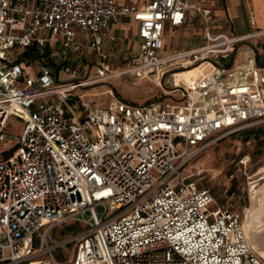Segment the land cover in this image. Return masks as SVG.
Instances as JSON below:
<instances>
[{
	"label": "built area",
	"instance_id": "built-area-1",
	"mask_svg": "<svg viewBox=\"0 0 264 264\" xmlns=\"http://www.w3.org/2000/svg\"><path fill=\"white\" fill-rule=\"evenodd\" d=\"M203 1L0 0V149L14 142L0 150V264H264L239 214L209 208L193 167L222 138L264 130V60L215 62L253 35L205 31L195 46L163 51L164 24L179 26L191 8L206 18ZM122 16L136 22L138 49L107 74L106 30ZM80 57L95 80L127 74L166 95L88 104ZM194 67L191 80L178 76ZM10 115L22 128L9 138ZM71 224L80 227L52 239Z\"/></svg>",
	"mask_w": 264,
	"mask_h": 264
},
{
	"label": "rangeland",
	"instance_id": "rangeland-1",
	"mask_svg": "<svg viewBox=\"0 0 264 264\" xmlns=\"http://www.w3.org/2000/svg\"><path fill=\"white\" fill-rule=\"evenodd\" d=\"M122 34L125 37L121 36L112 42L104 43V52L107 55L105 60L107 74L124 68L133 54L132 30L128 25L124 27ZM165 37L172 50L187 47L183 46V38L175 29L167 31ZM91 56L93 57L92 54ZM33 58V55L27 54L26 58H21V61L31 64V61H34ZM79 60L82 65L79 69L81 77L88 76L93 79V82L84 90L83 100L88 104L104 105L110 100L111 95L135 103L163 99L166 95L162 89L145 80L132 83L127 74L95 80V67L90 66L92 61L88 62L86 59L88 62L86 63L81 57ZM229 61V59L215 60L223 65H227ZM49 69L51 73H54L52 67ZM179 76L182 75L179 74ZM58 78L59 80H68L69 76L59 73ZM171 84V82L166 83V87H170ZM21 128V120L10 115L6 120L4 131L10 138L19 134ZM13 144L14 142L0 150L4 151ZM244 154L248 155L249 161L244 165H238L237 159ZM196 163L193 167L203 170L202 178L198 184L207 187L213 196V202L209 208L223 206L237 212L248 243L256 252L264 254V130L252 128L232 133L211 144L200 154ZM229 174H232V177H229ZM255 198H259L261 208L255 212V219L258 223L253 225L255 232L253 240L246 226V220L251 212L252 200ZM67 227L68 225H64L61 230H54L51 235L52 239H59L67 235L70 232ZM61 231L63 235L60 234Z\"/></svg>",
	"mask_w": 264,
	"mask_h": 264
},
{
	"label": "crops",
	"instance_id": "crops-1",
	"mask_svg": "<svg viewBox=\"0 0 264 264\" xmlns=\"http://www.w3.org/2000/svg\"><path fill=\"white\" fill-rule=\"evenodd\" d=\"M147 1L117 0L119 4L135 7H142ZM185 1L189 3L196 2V0ZM199 7L208 10L206 18H203L196 9L191 8L184 12L182 23L179 26L172 27L164 24L162 32L164 52H174L199 44L201 36L205 31L211 33L222 32L231 36L252 34L253 36L250 39L239 44L236 50L227 58H223L230 60L227 65H220L230 67L231 65L240 63L243 56L252 52L256 54L258 59L264 60V0H205L199 3ZM126 25L132 30L133 52H135L139 45L136 37V22L129 16L119 17L109 24L104 43L112 42L121 36L125 37L122 31ZM170 29H175L179 32L183 38V46L187 47L175 50L171 49L170 43L165 37V34ZM182 74L187 76V73Z\"/></svg>",
	"mask_w": 264,
	"mask_h": 264
},
{
	"label": "bare ground",
	"instance_id": "bare-ground-1",
	"mask_svg": "<svg viewBox=\"0 0 264 264\" xmlns=\"http://www.w3.org/2000/svg\"><path fill=\"white\" fill-rule=\"evenodd\" d=\"M199 71V68L198 67H194V68H190L186 71H183L181 73H179L180 75H182L186 80H191V78L195 77L196 74L195 72H198ZM182 73H187V76H185L184 74ZM191 73H194V74H191ZM178 74V76H179ZM261 208V202L259 200V198H255L252 200V208H251V212L249 213L248 217H247V220H246V226L248 228V230L250 231L251 233V237L252 239L254 240V235H255V232L253 231V225L258 223V221L255 219V215H256V211H259V209ZM258 253V252H257ZM260 256L264 257V254H260L258 253Z\"/></svg>",
	"mask_w": 264,
	"mask_h": 264
},
{
	"label": "trees",
	"instance_id": "trees-1",
	"mask_svg": "<svg viewBox=\"0 0 264 264\" xmlns=\"http://www.w3.org/2000/svg\"><path fill=\"white\" fill-rule=\"evenodd\" d=\"M255 129H256V130H261V131H263L262 128H255ZM76 228H77L76 225L71 224V225H68L67 230L72 231V230H74V229H76Z\"/></svg>",
	"mask_w": 264,
	"mask_h": 264
}]
</instances>
